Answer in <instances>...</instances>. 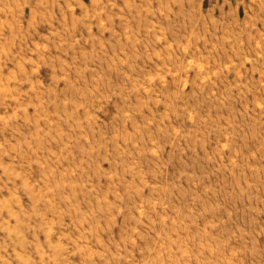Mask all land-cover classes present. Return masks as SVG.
Returning <instances> with one entry per match:
<instances>
[{
  "label": "rangeland",
  "instance_id": "rangeland-1",
  "mask_svg": "<svg viewBox=\"0 0 264 264\" xmlns=\"http://www.w3.org/2000/svg\"><path fill=\"white\" fill-rule=\"evenodd\" d=\"M0 264H264V0H0Z\"/></svg>",
  "mask_w": 264,
  "mask_h": 264
}]
</instances>
